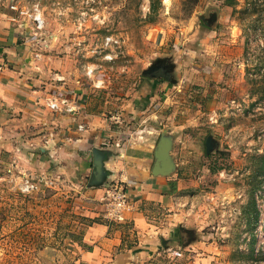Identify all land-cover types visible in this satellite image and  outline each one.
Masks as SVG:
<instances>
[{"label":"rangeland","instance_id":"rangeland-1","mask_svg":"<svg viewBox=\"0 0 264 264\" xmlns=\"http://www.w3.org/2000/svg\"><path fill=\"white\" fill-rule=\"evenodd\" d=\"M38 14L42 27L33 21ZM8 15L20 28L18 44L33 59L31 66L42 77L63 75L61 96L80 92L107 117L134 99L149 104L155 79L146 71L176 64L174 77L181 82L163 87L157 80L154 104L124 126L136 130L149 123L152 107H162L160 115L170 116L171 123L178 113L197 120L177 132L181 139L186 133L189 141H201L199 150L184 156L188 165L180 190L184 225L195 242L187 244L191 236H185L187 249L174 260L264 264V171L258 169L264 154V0H237L234 6L222 0H0V16ZM207 137L213 144L209 153ZM211 166L221 168L212 172ZM3 167L0 162L1 201L8 188L26 200L37 198L36 192H19L23 172ZM254 183L259 214L250 221L245 211ZM27 212L34 215L33 209ZM1 216L0 264H27L24 244L37 242L28 239L29 231L57 225L50 218L5 223Z\"/></svg>","mask_w":264,"mask_h":264},{"label":"crops","instance_id":"crops-1","mask_svg":"<svg viewBox=\"0 0 264 264\" xmlns=\"http://www.w3.org/2000/svg\"><path fill=\"white\" fill-rule=\"evenodd\" d=\"M18 31L9 15L0 16V62H8L0 72V157L4 154L5 159L0 162L5 169L32 176L59 175L61 179L53 186L42 185L31 201L18 197L11 188L2 195L0 213L5 223L18 218L25 223L45 218L57 223L48 225L45 232L29 231L28 239L37 242L32 247L24 244L23 249L29 250L23 251L29 256L27 264H65L68 260L69 264H177L174 257L180 258L187 249L182 239L191 236L187 244L195 242L193 231L184 225L182 210L180 190L188 165L184 156L193 155L201 142L189 141L186 133L181 139L177 132L197 125V120L178 113L172 114L171 123L167 120L170 116L160 115L162 107H152L155 110L146 116L149 123L136 130L124 128L130 118L142 116L154 104L157 80L150 88L149 104L148 99L140 98L142 106L134 99L115 114L123 120L121 124L114 122L112 115L94 111L92 99L80 92L77 97L68 95L74 97L77 107L73 115L53 112L45 99L61 96L63 85L54 80L57 72L42 77L38 67L31 66L33 59L18 44ZM161 67L171 81H160L163 87L181 82L174 77L176 64ZM80 124H84L83 130H78ZM128 132L132 138L115 147L114 142ZM164 137L171 139V166L166 174L153 173L155 150ZM113 180L122 182L129 194L122 222H109L101 216L99 198ZM28 208L33 209V216L28 215ZM64 226L66 231L58 229ZM65 257L68 260L63 261Z\"/></svg>","mask_w":264,"mask_h":264},{"label":"built area","instance_id":"built-area-1","mask_svg":"<svg viewBox=\"0 0 264 264\" xmlns=\"http://www.w3.org/2000/svg\"><path fill=\"white\" fill-rule=\"evenodd\" d=\"M12 9L14 6H11ZM16 18V17H15ZM36 27L43 26V19L41 15H35L33 18ZM39 53H35V57H39ZM8 66L7 61L0 62V72L3 71ZM54 80L57 82H64V76L59 73L54 74ZM74 98V97H73ZM70 96H48L45 99V105L53 112H60L63 114L73 115L77 111V107ZM112 120L116 123L121 124L123 120L120 119L118 115L113 114ZM213 118V117H211ZM84 124L78 125V130H83ZM122 136L114 142V146L120 148L125 141L130 140L132 135L130 132L121 134ZM10 168L7 170L10 172ZM60 176L56 175H39L32 176L26 173H22L20 177V182L18 190L23 195H30L32 193L38 192L42 185L53 186L58 181H60ZM100 204L102 206V218L109 222H122L125 217L124 213L129 208V194L125 185L120 181H112L105 186L104 193L99 198Z\"/></svg>","mask_w":264,"mask_h":264},{"label":"trees","instance_id":"trees-1","mask_svg":"<svg viewBox=\"0 0 264 264\" xmlns=\"http://www.w3.org/2000/svg\"><path fill=\"white\" fill-rule=\"evenodd\" d=\"M223 3L227 6H234L236 3H237V0H222ZM151 10H154V6L153 4L151 5L150 7ZM145 75L147 77H150L152 79H155V80H159V81H163L164 79H169L168 78V74L164 71V69L162 68H157L153 71H149L147 73H145ZM264 85V84H263ZM264 89V88H263ZM264 91V90H263ZM224 154V153H223ZM212 155L209 154L208 157H211ZM260 160L262 161V164L258 166V169H260L261 171H264V154H262L260 156ZM221 167H216V166H211L210 169L212 172L220 169ZM259 185L257 184H253L252 185V188L250 189V194H249V199H248V202H247V205H248V208L249 211H245L246 215H248L249 217V220L251 221H254L257 219L258 217V212H257V209H256V202H255V198H254V193L256 191V189L258 188ZM254 241V238H252V242ZM250 250H253V244L251 243L250 244Z\"/></svg>","mask_w":264,"mask_h":264},{"label":"water","instance_id":"water-1","mask_svg":"<svg viewBox=\"0 0 264 264\" xmlns=\"http://www.w3.org/2000/svg\"><path fill=\"white\" fill-rule=\"evenodd\" d=\"M148 72V71H147ZM171 139L169 137L161 138L158 146L155 150V161L152 168L153 173H162L166 174V172L170 169V160L168 155V149L170 148ZM206 153L210 152V149L213 147L211 142V138L207 137L206 139Z\"/></svg>","mask_w":264,"mask_h":264},{"label":"flooded vegetation","instance_id":"flooded-vegetation-1","mask_svg":"<svg viewBox=\"0 0 264 264\" xmlns=\"http://www.w3.org/2000/svg\"><path fill=\"white\" fill-rule=\"evenodd\" d=\"M160 68H162V67H160Z\"/></svg>","mask_w":264,"mask_h":264}]
</instances>
